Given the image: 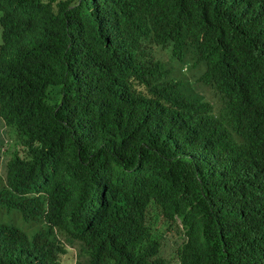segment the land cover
<instances>
[{
  "label": "trees",
  "instance_id": "1",
  "mask_svg": "<svg viewBox=\"0 0 264 264\" xmlns=\"http://www.w3.org/2000/svg\"><path fill=\"white\" fill-rule=\"evenodd\" d=\"M0 28L81 50L35 71L0 56L17 105L0 118L25 149L0 264H61L65 242L76 264H264V0H0Z\"/></svg>",
  "mask_w": 264,
  "mask_h": 264
},
{
  "label": "clouds",
  "instance_id": "2",
  "mask_svg": "<svg viewBox=\"0 0 264 264\" xmlns=\"http://www.w3.org/2000/svg\"><path fill=\"white\" fill-rule=\"evenodd\" d=\"M67 41V49L72 53L71 61L76 60L81 55V50L79 43L77 44V42H74L72 36L59 37V40L57 41L56 37L48 32L41 34L29 28H25L21 31H17L15 29L13 31L4 32V30L1 31L0 28V56L1 54L5 56L6 61L3 63H5L8 67L14 69L23 67L26 71H35L39 69L45 61L53 58V56L55 55H59V48ZM23 51L36 54L39 58L37 60H27L26 64L22 66L21 60L19 59V54ZM8 84L9 81L7 80L5 75L1 74L0 87L2 90H0V99H6V103L0 104V109L3 108L5 110L11 111L12 107L17 105L13 102L11 96L9 95L10 93L7 91ZM40 84L41 83H35L34 81V84L31 87L23 91L20 100H22L26 105L32 108H37L43 100L48 103L50 101V98H48L49 100L44 99V97H41L36 93V89L39 87H43L45 91L49 93L46 86ZM97 85V88L101 95V99L105 104V99L107 96H109V93L106 92L101 78L99 79ZM0 121V126L2 128L0 140H3L4 142L3 146L0 148V189H2L5 185H7L6 166L9 160L13 158L14 153L18 150L19 146H17V143L15 142L16 147L11 150V147L13 146L10 145L12 139L9 136L5 135L6 129L10 127L7 126L3 118H0ZM24 151L25 149H23V152L21 153L24 154ZM4 220H6V216L0 214V221ZM64 245L68 250L67 254H69V252L72 250L76 251L75 258L77 262V253L80 251V248L73 247L67 242H65Z\"/></svg>",
  "mask_w": 264,
  "mask_h": 264
},
{
  "label": "rangeland",
  "instance_id": "3",
  "mask_svg": "<svg viewBox=\"0 0 264 264\" xmlns=\"http://www.w3.org/2000/svg\"><path fill=\"white\" fill-rule=\"evenodd\" d=\"M159 55H160V51H159ZM1 131H2V128L0 126V134H1ZM14 147H16V145H13L11 147V150H13ZM18 150L20 152H23V148L20 146L18 147ZM169 253H172V251H169ZM75 257H76V251L72 250L69 252V254H67L61 258V264H76V258Z\"/></svg>",
  "mask_w": 264,
  "mask_h": 264
}]
</instances>
